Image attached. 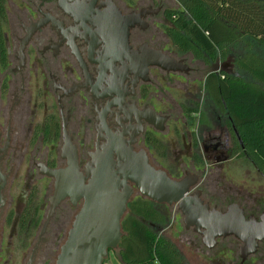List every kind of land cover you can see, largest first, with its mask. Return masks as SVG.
<instances>
[{"label":"flooded vegetation","instance_id":"obj_1","mask_svg":"<svg viewBox=\"0 0 264 264\" xmlns=\"http://www.w3.org/2000/svg\"><path fill=\"white\" fill-rule=\"evenodd\" d=\"M110 2L124 16L144 13L130 30L134 52L160 51L186 64L187 72L149 66L146 72L127 74L119 72V64L114 72L105 70L99 19L83 20L77 12L91 6L104 13ZM183 2L141 0L142 5L134 6L127 0H0V264L57 263L84 200L74 204L66 198L50 215L56 179L46 170L68 167L69 145L86 176L91 155L109 132H127L134 151L145 152L150 164L173 180L196 178L191 193L212 210L226 213L238 205L247 218L264 217L263 203L231 202L221 181L227 162L245 152L222 83L228 78L255 83L238 63L246 52L232 59L227 48L217 54L199 47L180 51L171 30L175 13L184 11ZM241 36L255 42L245 33ZM169 45L174 53L166 50ZM235 68L249 79L233 72ZM169 76L183 80L170 82ZM256 84L264 88L263 82ZM175 92L182 94L180 100ZM169 145L174 157L170 168L164 164ZM136 195L146 199L137 190ZM152 203L165 225L171 211L176 224L182 216V239L194 256L185 253L189 258L184 259L181 249L182 264H264V242L252 251L227 236L209 247L195 227L186 228L177 205ZM148 226L162 228L161 237L167 230L156 223Z\"/></svg>","mask_w":264,"mask_h":264},{"label":"water","instance_id":"obj_2","mask_svg":"<svg viewBox=\"0 0 264 264\" xmlns=\"http://www.w3.org/2000/svg\"><path fill=\"white\" fill-rule=\"evenodd\" d=\"M109 5V10L104 13L94 12L91 6L86 12L80 9L77 12L83 20L92 21L96 15L99 19L105 41L100 64L105 70L114 72L119 64V72L127 74L146 72L149 66H158L169 72H187L186 64L160 51L134 52L129 44L130 30L144 13L124 16L113 3ZM126 135L127 132H109L106 137H101L104 143L98 144L96 152L91 155L86 176L80 172L77 153L74 149L71 151L69 145L66 147L68 167L46 170L48 176L56 179L50 215L66 198L74 204L84 200L56 264H105L110 253L121 245L124 236L122 222L136 190L154 203L177 205L186 228L195 227L209 247L217 238L227 236L236 237L252 251L259 242H264V217L261 221L247 218L238 205H232L226 213L212 210L199 194L191 193L196 178L173 180L166 172L155 169L145 152L134 151ZM65 139L67 144L70 143L66 134Z\"/></svg>","mask_w":264,"mask_h":264},{"label":"trees","instance_id":"obj_3","mask_svg":"<svg viewBox=\"0 0 264 264\" xmlns=\"http://www.w3.org/2000/svg\"><path fill=\"white\" fill-rule=\"evenodd\" d=\"M183 12H176L173 43L182 52L197 47L217 54L243 43L247 34L264 49V4L257 0H184ZM227 22L224 24V22ZM240 68L255 81L228 78L222 83L228 110L245 147L244 156L264 174V59L248 50L238 59ZM218 94V92H217ZM149 223L165 225L155 205L146 199H132L123 219L119 257L122 264H182L177 247L159 236Z\"/></svg>","mask_w":264,"mask_h":264},{"label":"rangeland","instance_id":"obj_4","mask_svg":"<svg viewBox=\"0 0 264 264\" xmlns=\"http://www.w3.org/2000/svg\"><path fill=\"white\" fill-rule=\"evenodd\" d=\"M127 1H129L134 6L143 4L141 3V0H127ZM178 2H180V0H178ZM176 9H179L178 3L176 5ZM243 40H244L243 43H241L238 47H234L232 48V50H230L231 52L230 58L236 59V57H238L240 54H243L248 50L260 56H264V51L261 49V47L257 46L255 42L246 38ZM166 50H169L170 53L171 52L174 53L172 51L171 45L167 46ZM186 57H188L190 60L191 56H186ZM217 69L219 70L220 66H217L213 70L216 71ZM233 72L237 73L239 76L243 77L244 79H249L248 75H246L241 70H238L237 68H235ZM168 79L170 80V82L173 81L175 83H177L178 80H183V78L180 76H169ZM177 94L179 95V100H180L182 94L179 92ZM178 95H175L177 99H178ZM169 126H173V123L169 124ZM164 136H165V140L170 139L169 138L170 135H168L167 133ZM170 148L171 147L169 145L167 151L168 159H166V162H164L165 166H168V168H170L169 165H171V161L172 159H174L173 155L170 152ZM169 159H171V161H169ZM221 181L223 183L225 194L227 195V197L230 199L231 202H240L247 205V203L250 202L253 203L255 201L256 203L257 202L263 203L264 205V176L260 171H258L255 168V166L246 157H244L243 152H240L236 158L227 162V164L224 167L223 173L221 175ZM138 197L139 196L136 195L134 199H137ZM171 213H172L171 215H168L169 225H163L164 227H166L165 229L167 230H165V233L162 234V237L171 241L180 252L182 251L181 249L184 248L185 249L184 253L181 252L182 256L184 257V259H188L189 257H187L185 253H188L189 255H192V253L189 246L186 244L185 240L182 239L185 237V235L183 234V229L181 227L182 216L181 215L177 216L178 223L176 224L173 222V218L176 215L175 214L173 215L172 211ZM161 230L162 228H156L154 229V232L161 234L162 233ZM119 252H120V247L118 250L112 251L107 260L108 262L106 261L105 264H122L121 259L119 257Z\"/></svg>","mask_w":264,"mask_h":264}]
</instances>
